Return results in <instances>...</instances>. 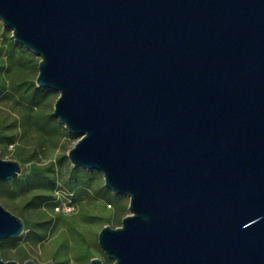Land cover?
I'll list each match as a JSON object with an SVG mask.
<instances>
[{"label":"water","instance_id":"1","mask_svg":"<svg viewBox=\"0 0 264 264\" xmlns=\"http://www.w3.org/2000/svg\"><path fill=\"white\" fill-rule=\"evenodd\" d=\"M0 23L72 167L128 198L97 233L111 264H264V0H0ZM22 170L0 153V182ZM23 230L0 203V242Z\"/></svg>","mask_w":264,"mask_h":264},{"label":"rangeland","instance_id":"2","mask_svg":"<svg viewBox=\"0 0 264 264\" xmlns=\"http://www.w3.org/2000/svg\"><path fill=\"white\" fill-rule=\"evenodd\" d=\"M38 60L39 57L16 44L11 37V31L3 28L0 23V69H8L6 77L2 74V78H5L4 85L7 90L13 94L5 91L0 95V129L14 136L12 144L3 142L0 145V153L4 159L16 160L22 166V172L14 179L20 182L21 187L31 181L30 169L33 164L47 166L52 163L54 174H58L61 179L68 178L72 165L66 152L77 139V136L68 133L52 114L58 92L35 88L33 85ZM9 70L16 71L18 78L11 79ZM19 101L27 107L31 115L40 117L39 124L42 126L39 129L38 125H28V121L22 116ZM91 186L86 192L76 188L77 197L81 196L82 201L75 203V210L71 214L52 216L53 224L51 223V228L41 243L31 241L28 230H25L11 245L0 242V257L5 261H17L19 264L26 259H31L36 264H88L90 249L94 253L93 257L103 259L105 255L96 240L100 225L105 223L111 227L118 226L122 215L129 213L128 198L112 194L118 200L112 198L111 203L97 195L96 192L104 187L102 177L97 171ZM18 191L10 187L9 191L5 192L0 188V203L14 214L22 210L26 199L20 193L21 189ZM117 201L122 212L111 217ZM105 217H108V220L100 222Z\"/></svg>","mask_w":264,"mask_h":264},{"label":"trees","instance_id":"3","mask_svg":"<svg viewBox=\"0 0 264 264\" xmlns=\"http://www.w3.org/2000/svg\"><path fill=\"white\" fill-rule=\"evenodd\" d=\"M7 71L8 69L4 71L0 69V95L4 94L5 91H9L10 94H12V92L10 90H7V87L4 85L6 84L4 81L5 78H2L3 76L2 74H4V77H6L5 73ZM8 73L11 79L14 80L18 78V76L15 75L16 71L9 70ZM33 85L35 88H38L35 86V82L33 83ZM20 106H22L21 107L22 116L26 118V120L28 121V125H32V124L33 125L35 124L36 126L38 125L37 129H39L42 126V124H39L40 117L31 115L27 111L28 110L27 107L24 106V104L21 102H20ZM53 130L56 132L58 131L56 129ZM3 142H5L6 144H12L14 142V136L9 133L3 132L0 129V145H2ZM95 175H96V171H89V170H83L81 168L72 167L70 170L69 177L66 179H61V177L58 174H54L52 169V163L48 164L47 166H37L33 164L30 169L31 181L26 183V185L21 187L19 185L20 182L13 180L10 183L0 182V188L5 192H8L10 187L13 188L14 191L16 190V192H19L18 190L21 189L20 193L23 194L26 197V199L23 202L22 210L20 212H17L16 214L23 220L24 223L23 231L28 230L29 239L35 243H41L46 235V232L48 231V229L51 228L52 216L60 214V213H55L53 210L55 205L54 191L58 187H63L73 192L72 200L75 203L81 202L82 197L81 196L80 198L79 196L77 197L76 188L79 187L80 189H82L81 190L82 192L88 191L87 190L88 188L91 189L92 187L91 185L92 182L94 181ZM97 192H96L97 195L104 198V200L110 201L111 203H112L111 201L112 198L118 200V198H115L111 194V192L108 191L105 187H102ZM121 212H122V208L120 206L119 201H117V205L114 206V211L111 217H113V215L118 216L121 214ZM105 220H108V217L102 218L100 222ZM104 225L106 224L102 223L100 225V228ZM14 240L15 239H5L1 242V244L6 242L7 244L11 245ZM93 254L94 253L89 249L87 262H89L90 258L93 257ZM102 261L104 262V264H111L112 262L110 259H108L105 256L103 257Z\"/></svg>","mask_w":264,"mask_h":264},{"label":"built area","instance_id":"4","mask_svg":"<svg viewBox=\"0 0 264 264\" xmlns=\"http://www.w3.org/2000/svg\"><path fill=\"white\" fill-rule=\"evenodd\" d=\"M73 192L63 187H58L54 191V212L62 214H71L76 207L75 202L72 200Z\"/></svg>","mask_w":264,"mask_h":264}]
</instances>
